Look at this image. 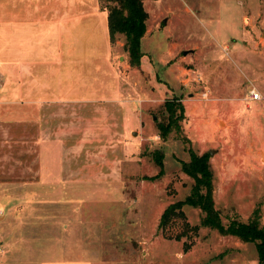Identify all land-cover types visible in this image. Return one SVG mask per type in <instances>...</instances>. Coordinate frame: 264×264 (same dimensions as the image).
Returning <instances> with one entry per match:
<instances>
[{"label": "rangeland", "instance_id": "374dc122", "mask_svg": "<svg viewBox=\"0 0 264 264\" xmlns=\"http://www.w3.org/2000/svg\"><path fill=\"white\" fill-rule=\"evenodd\" d=\"M143 6L140 65H128L122 37L111 45L117 97L49 99L29 121L0 115V264H261L252 241L203 225L177 240L158 222L189 193L192 179L179 160H188L191 148L212 150L223 221H245L259 208L264 227V0ZM69 61L38 83L78 81L96 95L101 81ZM251 89L260 101L247 100ZM175 98L184 106L187 143L174 131L166 140L158 135L164 102ZM157 152L164 154L159 176ZM183 210L200 223L199 209Z\"/></svg>", "mask_w": 264, "mask_h": 264}, {"label": "crops", "instance_id": "0c3cea01", "mask_svg": "<svg viewBox=\"0 0 264 264\" xmlns=\"http://www.w3.org/2000/svg\"><path fill=\"white\" fill-rule=\"evenodd\" d=\"M112 56L107 12L98 0H0V115L9 111L11 118L29 121L49 99L72 104L114 99L121 91ZM65 59L70 68L80 61L82 74L101 81L96 95L89 93L93 85L78 81L66 80L61 88L38 83L36 77L63 67ZM101 74L108 77H95Z\"/></svg>", "mask_w": 264, "mask_h": 264}, {"label": "trees", "instance_id": "16d2710c", "mask_svg": "<svg viewBox=\"0 0 264 264\" xmlns=\"http://www.w3.org/2000/svg\"><path fill=\"white\" fill-rule=\"evenodd\" d=\"M100 8L107 12L108 36L113 45L120 37L123 38L122 47L127 54L128 65L138 67L143 52L141 40L146 32L148 14L143 6V0H98ZM166 118L157 123L158 135L166 140L174 131L179 139L188 142L182 136L180 122L184 118V106L181 99L164 102ZM189 159L179 160L183 173L192 179L189 193L181 200L169 204L161 213L158 227L169 238L181 239L196 233L199 225L217 229L222 234H231L241 241H252L255 244L258 260L264 264V227L260 222L261 213L255 208L247 220L230 218L224 222L221 213L215 206L213 172L211 170L209 153L198 154L188 148ZM163 152H157L154 160L163 173ZM156 178V177H155ZM184 206L199 209L200 223L191 224L183 210Z\"/></svg>", "mask_w": 264, "mask_h": 264}, {"label": "built area", "instance_id": "2783aa9c", "mask_svg": "<svg viewBox=\"0 0 264 264\" xmlns=\"http://www.w3.org/2000/svg\"><path fill=\"white\" fill-rule=\"evenodd\" d=\"M262 99V96L260 94V92L256 89H251L248 92L247 95V100L249 101H260ZM0 213H2V211L0 210ZM2 250V246L0 245V251Z\"/></svg>", "mask_w": 264, "mask_h": 264}, {"label": "water", "instance_id": "95a60500", "mask_svg": "<svg viewBox=\"0 0 264 264\" xmlns=\"http://www.w3.org/2000/svg\"><path fill=\"white\" fill-rule=\"evenodd\" d=\"M163 22H165V21H163ZM183 53L185 54L186 51H184ZM208 153L211 154L212 153V150H209Z\"/></svg>", "mask_w": 264, "mask_h": 264}, {"label": "bare ground", "instance_id": "6f19581e", "mask_svg": "<svg viewBox=\"0 0 264 264\" xmlns=\"http://www.w3.org/2000/svg\"><path fill=\"white\" fill-rule=\"evenodd\" d=\"M263 158H264V154H263Z\"/></svg>", "mask_w": 264, "mask_h": 264}]
</instances>
